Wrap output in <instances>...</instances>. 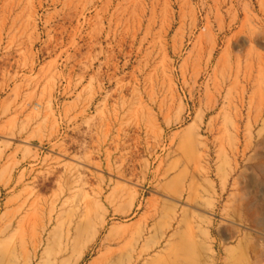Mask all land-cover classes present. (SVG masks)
Instances as JSON below:
<instances>
[{
    "label": "rangeland",
    "instance_id": "1",
    "mask_svg": "<svg viewBox=\"0 0 264 264\" xmlns=\"http://www.w3.org/2000/svg\"><path fill=\"white\" fill-rule=\"evenodd\" d=\"M28 259L264 264V0H0V264Z\"/></svg>",
    "mask_w": 264,
    "mask_h": 264
},
{
    "label": "bare ground",
    "instance_id": "2",
    "mask_svg": "<svg viewBox=\"0 0 264 264\" xmlns=\"http://www.w3.org/2000/svg\"><path fill=\"white\" fill-rule=\"evenodd\" d=\"M9 226V225H8ZM21 226V225H20ZM23 231H24V229H23ZM43 246V245H42ZM36 248H37V246H34V249H33V255L34 256H36ZM32 260L31 259H28V260H26V262L24 263V264H29L30 262H31Z\"/></svg>",
    "mask_w": 264,
    "mask_h": 264
}]
</instances>
